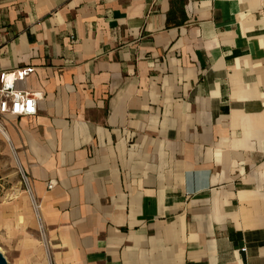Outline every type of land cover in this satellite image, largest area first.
Here are the masks:
<instances>
[{
  "label": "crops",
  "instance_id": "1",
  "mask_svg": "<svg viewBox=\"0 0 264 264\" xmlns=\"http://www.w3.org/2000/svg\"><path fill=\"white\" fill-rule=\"evenodd\" d=\"M21 69L7 264H264V0H0Z\"/></svg>",
  "mask_w": 264,
  "mask_h": 264
},
{
  "label": "built area",
  "instance_id": "2",
  "mask_svg": "<svg viewBox=\"0 0 264 264\" xmlns=\"http://www.w3.org/2000/svg\"><path fill=\"white\" fill-rule=\"evenodd\" d=\"M32 72L33 69H21L10 74L0 73V116L32 117L36 114V98L28 93L15 89V83L22 82ZM10 147L17 164L20 184L28 198L37 225L39 240L47 252L45 228L41 215V203L32 191L30 178L21 165L15 150L11 145ZM51 187V185H48V189H51Z\"/></svg>",
  "mask_w": 264,
  "mask_h": 264
},
{
  "label": "rangeland",
  "instance_id": "3",
  "mask_svg": "<svg viewBox=\"0 0 264 264\" xmlns=\"http://www.w3.org/2000/svg\"><path fill=\"white\" fill-rule=\"evenodd\" d=\"M20 194H23V188L11 147L8 142L0 140V204L8 206ZM35 233L38 237L37 230Z\"/></svg>",
  "mask_w": 264,
  "mask_h": 264
},
{
  "label": "water",
  "instance_id": "4",
  "mask_svg": "<svg viewBox=\"0 0 264 264\" xmlns=\"http://www.w3.org/2000/svg\"><path fill=\"white\" fill-rule=\"evenodd\" d=\"M0 264H7V261L1 252H0Z\"/></svg>",
  "mask_w": 264,
  "mask_h": 264
},
{
  "label": "bare ground",
  "instance_id": "5",
  "mask_svg": "<svg viewBox=\"0 0 264 264\" xmlns=\"http://www.w3.org/2000/svg\"><path fill=\"white\" fill-rule=\"evenodd\" d=\"M4 134V133H3ZM5 135V134H4Z\"/></svg>",
  "mask_w": 264,
  "mask_h": 264
}]
</instances>
